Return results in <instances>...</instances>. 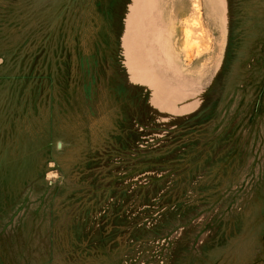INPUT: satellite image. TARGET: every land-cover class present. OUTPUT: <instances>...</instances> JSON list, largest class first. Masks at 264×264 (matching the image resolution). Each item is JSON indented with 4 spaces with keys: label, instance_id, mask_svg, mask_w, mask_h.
Wrapping results in <instances>:
<instances>
[{
    "label": "rangeland",
    "instance_id": "1",
    "mask_svg": "<svg viewBox=\"0 0 264 264\" xmlns=\"http://www.w3.org/2000/svg\"><path fill=\"white\" fill-rule=\"evenodd\" d=\"M0 264H264V0H0Z\"/></svg>",
    "mask_w": 264,
    "mask_h": 264
}]
</instances>
